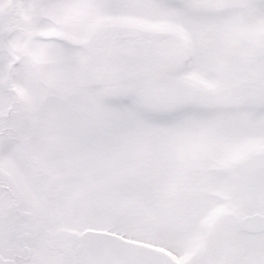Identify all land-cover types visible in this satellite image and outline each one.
<instances>
[{
    "label": "snow or ice",
    "instance_id": "obj_1",
    "mask_svg": "<svg viewBox=\"0 0 264 264\" xmlns=\"http://www.w3.org/2000/svg\"><path fill=\"white\" fill-rule=\"evenodd\" d=\"M0 264H264V0H0Z\"/></svg>",
    "mask_w": 264,
    "mask_h": 264
}]
</instances>
